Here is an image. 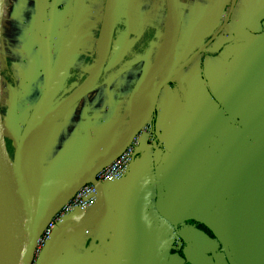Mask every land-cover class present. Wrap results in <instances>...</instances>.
<instances>
[{
	"label": "crops",
	"instance_id": "0c3cea01",
	"mask_svg": "<svg viewBox=\"0 0 264 264\" xmlns=\"http://www.w3.org/2000/svg\"><path fill=\"white\" fill-rule=\"evenodd\" d=\"M13 1H5L0 35L5 130L7 103L16 98L3 76L15 9L25 54L40 59L30 61L36 77L25 78L29 105L65 63L51 98L63 95L61 104L33 127L24 155L47 201L115 157L139 124L141 93L154 99L129 174L102 184L99 202L60 227L34 264H190L188 243L195 264H264V0H175L176 51L153 85L159 91L141 92L135 108L137 86L171 43L165 49L167 0H79L72 36L76 0ZM106 55L96 86L65 108ZM183 176L199 186L183 189Z\"/></svg>",
	"mask_w": 264,
	"mask_h": 264
},
{
	"label": "water",
	"instance_id": "95a60500",
	"mask_svg": "<svg viewBox=\"0 0 264 264\" xmlns=\"http://www.w3.org/2000/svg\"><path fill=\"white\" fill-rule=\"evenodd\" d=\"M6 0H0V35H1V26L3 22V15H4V6ZM79 5V0H76V8L74 13V18L70 27L69 35L72 36L75 30V25L77 21V8ZM167 9L169 15L171 17L172 25H173V35L170 47L164 57L160 60L157 64L155 69L152 73L146 78L145 81L141 82L131 99V108H135V104L141 92L145 93H152L156 94L159 88L154 89L153 85L157 82L159 75L163 72L166 66L169 64L172 56L174 55L177 47V40L180 31V24H179V15L178 9L175 0H167ZM108 60V55L104 57V59L99 64L97 71L93 75L92 79L90 80L87 88L72 98L68 103H66L65 108H70L78 104L81 100H83L90 91L96 86L99 79L101 78L106 64ZM65 67V63L61 62L58 63L52 70L49 83L46 87L45 92L42 94L39 102L35 106V109L28 121L27 126L24 128L20 139L16 145L15 154L12 157L9 153L7 148L6 139H5V126L3 115L1 112L0 106V189L9 205L11 213L13 215V230H12V239L13 245L17 255H19L21 259V264H34L36 261L38 246L40 239L44 235L53 215L57 211V209L65 203L72 195L77 193L81 187L88 181L95 178L100 172L110 166L114 161H116L132 144L134 139L139 136L141 129L144 127V124L134 122V126L131 130L130 136L128 138L127 143H125L124 147L113 157L109 162L99 165L93 171H91L88 175L80 179L74 187L67 193H65L62 197H60L57 201L49 202L47 201L46 197L44 196L40 186L37 182L33 181L37 184L41 198L43 203L45 204V213L44 218L38 214L34 208L32 207V202L26 195L25 189L23 187V183L21 181L20 172L23 171V164H24V155H25V148L27 141L29 139V134L33 127L39 122L41 117L45 114L46 108L51 101V98L54 94L56 86L58 84L59 77ZM170 80V79H169ZM168 81H166L167 83ZM213 142V141H212ZM217 153L216 149L211 151V153ZM187 171V170H186ZM191 173H193L191 171ZM183 184L181 187L186 190V186H199V180L191 177L183 176ZM181 182V183H182ZM69 197V198H68ZM64 198H68L66 201L59 203V201L63 200ZM32 204V205H31ZM56 204H58L57 208H55ZM80 213H75L69 216L64 224L61 226L63 227L66 225L71 219L75 221ZM188 249L185 252L187 261L190 264H195L192 262L193 258V249L190 243ZM0 264H4L2 257L0 256Z\"/></svg>",
	"mask_w": 264,
	"mask_h": 264
},
{
	"label": "rangeland",
	"instance_id": "374dc122",
	"mask_svg": "<svg viewBox=\"0 0 264 264\" xmlns=\"http://www.w3.org/2000/svg\"><path fill=\"white\" fill-rule=\"evenodd\" d=\"M11 2L14 3L13 0H11ZM17 12L19 13L20 11H16V9L13 11L12 19H11L12 20L11 29L13 31V36L11 40L12 43L9 46L11 47L12 58L10 59L9 62L6 61V69L3 73L7 86H10L11 89L13 88L16 90V98L15 100H12L10 95L11 100L10 103H7L8 110L6 109L5 112V120L7 121L6 122L7 128L5 130V139H6L7 148L12 157L15 154L16 145L20 139V136L24 128L27 126L28 121L35 109V105H29L30 103L29 99L31 98L32 87L28 85L27 80L25 78H28L29 76H31L32 78L36 77L37 67L31 65L30 61H32V63L34 64L35 62L33 61L39 62L40 60L39 58L37 59L35 58L33 60L32 58L29 57V55L25 54L26 51L25 48L23 47L24 42L21 41L20 39V36H23L24 34L25 25L23 26L20 22L16 23ZM62 96H56L48 104L46 110L48 111L57 108L59 104H61V100L63 98ZM13 103L15 104L13 105ZM12 106L14 107L13 120L16 122L17 119L18 123H20L21 125L20 131L17 132L16 135L12 133L11 124H10V117L12 116L10 113L12 110ZM22 117H25L26 120L23 121ZM21 119L22 122H20ZM23 171L30 176L29 169L27 168L26 164L23 166Z\"/></svg>",
	"mask_w": 264,
	"mask_h": 264
},
{
	"label": "built area",
	"instance_id": "2783aa9c",
	"mask_svg": "<svg viewBox=\"0 0 264 264\" xmlns=\"http://www.w3.org/2000/svg\"><path fill=\"white\" fill-rule=\"evenodd\" d=\"M238 0H234L235 4ZM147 128L143 127L142 131ZM140 135L134 139L127 150L110 166L100 172L95 178L86 182L81 189L63 203L53 215L44 235L40 239L37 255L45 251L52 241L55 233L64 224L66 219L75 214H83L91 210L98 202L102 189L101 185L106 182H120L133 167L134 158L139 149Z\"/></svg>",
	"mask_w": 264,
	"mask_h": 264
},
{
	"label": "bare ground",
	"instance_id": "6f19581e",
	"mask_svg": "<svg viewBox=\"0 0 264 264\" xmlns=\"http://www.w3.org/2000/svg\"><path fill=\"white\" fill-rule=\"evenodd\" d=\"M169 27H170V29L167 33V40L164 44L165 49L169 45L170 41H172L173 25H171ZM109 32H110V28L107 27V29H106L107 37H110V35H111V32H110V34H109ZM105 48L107 49V47H105ZM106 49L104 51H106ZM153 69H155L154 66H152L150 68L151 71ZM153 100H154L153 98H150L147 95H145L144 93H141V95L138 99L137 105H136L137 118H138L139 124H144V122L147 120L149 113H150L152 106H153L152 105ZM56 110H55V112H56ZM52 113L53 112H48L45 116H43L40 119V122L47 119V117L49 115H52ZM24 171L20 172V177H21V181L23 183V187L25 189L26 195L31 200V202L33 204V205L31 204L32 207L34 206L36 212L38 214H40V216L42 218H44V213H45L46 207H45V204L43 203V200L41 198L40 190H39L37 184L33 181V179ZM57 206H58V204H56L54 209H56ZM13 223H14L13 215H12L11 210L9 208V205H8V203H7L5 197H4V195L0 189V256L2 257V259L4 261V264H21V259H20L19 255H17L15 248H14V245H13V239H12Z\"/></svg>",
	"mask_w": 264,
	"mask_h": 264
},
{
	"label": "trees",
	"instance_id": "16d2710c",
	"mask_svg": "<svg viewBox=\"0 0 264 264\" xmlns=\"http://www.w3.org/2000/svg\"><path fill=\"white\" fill-rule=\"evenodd\" d=\"M196 226H197V228H199V229L203 230L204 232H206L211 237H214L213 234L207 228H205L204 226L199 225V224H197ZM180 253H181V255H183L182 252H180Z\"/></svg>",
	"mask_w": 264,
	"mask_h": 264
}]
</instances>
